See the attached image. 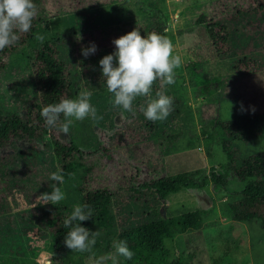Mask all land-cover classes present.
<instances>
[{
	"label": "rangeland",
	"instance_id": "1",
	"mask_svg": "<svg viewBox=\"0 0 264 264\" xmlns=\"http://www.w3.org/2000/svg\"><path fill=\"white\" fill-rule=\"evenodd\" d=\"M74 1L44 0L48 28L36 32L29 42L36 47L40 42L37 34L43 40L59 39V58L67 66L73 98L81 90L91 91L90 102L97 110L95 121H74L68 134L57 133L63 143L73 141L89 154V162L96 163L89 177L81 167L57 184L66 197L61 202L71 213L79 205L82 191L106 187L112 193V225L90 227L101 233L91 253L53 255L45 224L53 204L38 200L41 193L52 191L50 185L55 182L49 176L58 171L50 136L8 141L0 147V163L6 171L3 193L9 204V210L0 214V264H47L49 258L52 264H88L93 253L100 256L113 251V241L121 230L196 209L204 211L198 228L164 239L170 259L182 264H264V231L259 222L236 221L223 212L226 203L238 198L234 192L244 185L231 172L225 190L218 193L208 182L161 199L143 187L166 171L169 176L189 167L207 170L224 163L220 145L224 134L218 125L246 111H264V0H84L82 7H74ZM199 14L228 23L231 55L203 60L206 74L223 76V83L219 95L194 98L185 64L202 54L200 47L209 41L195 23ZM156 19L183 64L176 70L175 84L161 89L157 81L153 86V96L162 90L173 98V111L166 120L152 122L143 116V98L134 101V114L112 107L99 60L115 51L114 38L134 28L146 35ZM92 43L96 52L84 57L82 47ZM30 54L13 53L6 59V68L0 73V106L4 110L23 114L36 96ZM158 142L161 148L156 146ZM189 146L198 151L192 158L199 161L179 159L168 169L166 155L172 158L175 151ZM231 148L238 160L264 152V139L232 141ZM164 156L167 164H162Z\"/></svg>",
	"mask_w": 264,
	"mask_h": 264
},
{
	"label": "trees",
	"instance_id": "2",
	"mask_svg": "<svg viewBox=\"0 0 264 264\" xmlns=\"http://www.w3.org/2000/svg\"><path fill=\"white\" fill-rule=\"evenodd\" d=\"M75 1L74 7L84 6V0ZM34 3L38 12L31 31L21 35L16 45L0 51V73L6 68L8 56L29 51L36 96L25 106L23 114L4 110L0 106V147L11 140H31L48 133L58 171L64 176V181L81 167L89 177V171L96 163L89 162V154L80 150L73 141L63 143L57 136L61 129L48 128L40 114L43 107L58 103L65 97L73 98V95L67 66L59 58L57 44L60 40L46 39L40 41L36 47H32L29 42L36 32L48 28L46 22L48 12L44 0H34ZM155 23L150 32L155 31L166 36L158 19ZM195 23L201 27L200 35L206 34L209 41L200 47L202 54L196 55L185 64L187 83L194 98L210 97L214 93L219 95L223 76H208L202 62L206 59L226 58L231 55V30L224 20L217 17L208 18L204 14H199ZM153 86L155 88L156 83ZM63 119L61 116V121ZM218 126L224 134L220 142L226 158L224 163L210 166L207 170L198 168L169 176H158L143 187L152 190L161 199L181 189H199L208 182L212 191L218 193L225 190L227 176L231 172L237 180L243 181L244 185L234 192L238 198L225 204L224 214L236 221L257 220L264 231V152H257L237 160V153L231 148L232 141L249 142L253 139H264V111H246L244 115L236 116L230 122ZM161 145L162 143L158 142L156 146L161 148ZM5 177L6 171L0 163V214L9 210L2 186ZM82 192L79 205L87 204L94 211L92 218L80 222L81 226L89 230L91 226L110 227L112 193L108 188L100 186ZM203 212L199 209L191 210L121 230L116 235V241H126L133 256L131 259L119 257L120 260L123 264H182L179 259L169 258V249L165 246L164 239L178 232L198 228ZM69 215V209L62 202L53 204L46 212L45 224L52 240L53 255L87 253L72 252L64 244L65 236L69 231L64 227V220Z\"/></svg>",
	"mask_w": 264,
	"mask_h": 264
},
{
	"label": "clouds",
	"instance_id": "3",
	"mask_svg": "<svg viewBox=\"0 0 264 264\" xmlns=\"http://www.w3.org/2000/svg\"><path fill=\"white\" fill-rule=\"evenodd\" d=\"M37 12L34 0H0V51L16 45L21 35L31 31ZM35 38L41 42L44 39L39 34ZM112 43L115 51L99 60L107 92L112 94V107L134 114V101L143 98L142 111L147 120H166L173 111V98L162 90H157L153 96V85L159 81L162 89L176 82V70L182 66L183 60L179 54H174L171 39L155 31L142 36L139 29L134 28L114 38ZM96 50V45L92 43L89 47H82L81 52L88 57ZM91 96V91L81 90L75 98L65 97L58 103L43 107L40 114L48 128L59 127L68 134L74 121L88 118L95 121L98 118L97 110L90 102ZM49 179L55 182L50 185L52 191L41 193L38 200L40 204L57 205L66 198L57 186L64 183V176L60 171H54ZM93 211L87 204L75 205L65 218L64 227L69 231L64 244L72 252L91 253L97 237L101 235L99 230L90 231L80 224L92 218ZM112 248L113 251L100 256L93 253L88 264H120L119 257L131 259L133 256L126 241H113ZM47 264H52L50 258Z\"/></svg>",
	"mask_w": 264,
	"mask_h": 264
},
{
	"label": "crops",
	"instance_id": "4",
	"mask_svg": "<svg viewBox=\"0 0 264 264\" xmlns=\"http://www.w3.org/2000/svg\"><path fill=\"white\" fill-rule=\"evenodd\" d=\"M173 154L175 156L172 155V158H170L169 155H166L167 158L169 159V167H168V169L170 167H172V165L176 164L179 161V159H183L184 161H185V159H189V160L192 159L193 161H195V160H198V159H193L192 157L195 156V155H199L198 151L194 147H191V146L184 147L183 149H180L179 151H175ZM167 158H165V156L162 158V164H164V163L167 164L168 163L165 160ZM165 166L163 165V169H164ZM193 169H195V168L194 167H189L188 169H185L184 171L193 170ZM179 172H181V171H179ZM164 176H168L167 175V171H166V174ZM179 191H181V190H179ZM179 191H177L175 193H178Z\"/></svg>",
	"mask_w": 264,
	"mask_h": 264
}]
</instances>
